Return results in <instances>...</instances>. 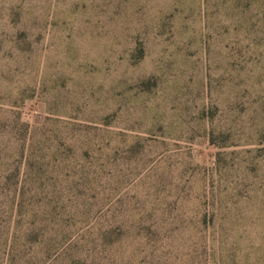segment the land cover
<instances>
[{
  "label": "rangeland",
  "instance_id": "1",
  "mask_svg": "<svg viewBox=\"0 0 264 264\" xmlns=\"http://www.w3.org/2000/svg\"><path fill=\"white\" fill-rule=\"evenodd\" d=\"M0 264H264V0H0Z\"/></svg>",
  "mask_w": 264,
  "mask_h": 264
}]
</instances>
